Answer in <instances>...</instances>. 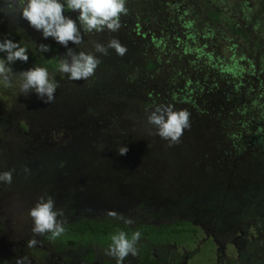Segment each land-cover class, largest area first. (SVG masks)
<instances>
[{
  "label": "trees",
  "instance_id": "16d2710c",
  "mask_svg": "<svg viewBox=\"0 0 264 264\" xmlns=\"http://www.w3.org/2000/svg\"><path fill=\"white\" fill-rule=\"evenodd\" d=\"M10 4L11 0H0V38L6 36L28 48V60H17L12 69L19 72L44 66L58 82L49 104L34 93L19 95L15 87H0V158L12 159L17 167L11 169L12 175L18 173L11 184L16 187L18 181L34 194L31 201H24L27 211L39 199L51 197L61 213L57 219L65 227L61 236L65 239L61 241L70 240L73 246L93 237L105 243L119 230L154 237L156 234L148 231L171 227V232L180 233L196 223L214 227V233L219 232L217 240L226 239L236 247L252 237V247L244 251L248 252L246 259H251L254 251L260 256L264 253V0L260 5L247 0H126L128 12L121 15L118 31L82 32L79 45L68 43L76 51L90 52L94 51V42L106 44L115 37L126 47L122 56L112 49L106 55L94 53L100 63L87 80H70L59 72L55 65L65 48L50 37L43 39L39 31L20 19L18 10L10 9ZM64 14L72 19L76 16L70 10ZM39 43L48 44L49 52L39 53ZM156 104H172L190 113V127L175 143L180 153L156 140L154 129L146 122L148 110ZM71 112L74 123L67 120ZM35 113L45 115L48 122L53 113L52 117L61 121L39 124ZM87 119L107 128L81 142V133L73 128ZM131 119V124L126 122ZM29 127L42 142L29 144L25 135ZM43 132L65 140L45 144ZM9 135L13 136V146L8 144ZM122 145L127 152L118 155ZM174 158L186 169L202 164L208 181L191 185L178 197L179 191L171 196L161 193L158 197H170L169 201L155 202L152 189L144 193L143 187L135 196L138 191L130 192L129 187L126 192L117 191L119 182L111 178L114 173H122L125 176L120 185L129 186L132 180L128 173L137 168L151 179L157 171L162 176H177L183 167L179 162L174 164ZM141 159L150 164L145 167ZM114 160L131 161L132 167L114 164ZM72 164L79 178H67L65 174L62 179ZM94 174L102 181L96 189L114 213H128L131 208L155 216V223L158 213L151 214V209L160 206L167 211L162 212L160 221L171 223L152 228L154 225L142 223L145 219L141 217L140 224L133 218V224L125 225L118 215H108L109 210L88 207L87 188L92 187L88 181L98 179L91 177ZM17 190L20 192L21 187ZM91 209L94 212L88 214ZM180 215L183 217H177ZM47 238L45 233L43 239ZM210 247L215 250L217 246L211 242Z\"/></svg>",
  "mask_w": 264,
  "mask_h": 264
},
{
  "label": "clouds",
  "instance_id": "9594fccd",
  "mask_svg": "<svg viewBox=\"0 0 264 264\" xmlns=\"http://www.w3.org/2000/svg\"><path fill=\"white\" fill-rule=\"evenodd\" d=\"M10 9L18 10L20 19L27 22L32 29L39 31L43 39L52 40L65 48L64 54L56 62V69L67 74L70 80H87L91 77L100 63L99 56L94 53L106 55L108 49L114 50L117 55L122 56L126 47L113 37L106 44L93 43L94 51H76L68 47L71 42L74 46L82 42V32H116L121 27L120 17L126 15L128 9L126 0H11ZM76 13L75 19L65 15L66 11ZM39 53H47L50 48L46 43L36 46ZM17 60L26 62L28 60L27 45L13 41L6 36L0 38V87H15L19 95L34 93L38 99L49 104L54 99L58 82L50 74L48 68L35 65L14 72L11 65ZM190 113L187 109H175L172 104H156L148 110L146 116L147 124L154 129V134L168 142L171 146L179 141L185 130L190 127ZM127 147L122 145L117 154L124 155ZM25 172L29 170L24 169ZM12 170L0 172V182L11 183ZM61 213L54 207L51 197L39 199L33 207L28 210L31 218L34 234L26 244L33 248L38 241L35 235H49L50 240L62 236L65 231L64 224L57 219ZM110 216H117L109 212ZM125 225L134 223L131 217H118ZM141 236L139 231H133L130 235L119 230L110 236L105 254L115 259V264H123L128 255L137 254V242ZM15 264H28L26 257L15 258Z\"/></svg>",
  "mask_w": 264,
  "mask_h": 264
},
{
  "label": "flooded vegetation",
  "instance_id": "af4514ba",
  "mask_svg": "<svg viewBox=\"0 0 264 264\" xmlns=\"http://www.w3.org/2000/svg\"><path fill=\"white\" fill-rule=\"evenodd\" d=\"M25 135L30 139L29 144H35V140H37L38 143L42 142L41 137L36 135L30 127ZM43 136H46V140H44L45 144H60L61 142V137H57L56 139L51 137L50 134L46 135L45 132H43ZM11 160L12 159L9 158H0V172L17 168L12 165ZM1 161L3 162L1 163ZM17 174L16 171L15 174L12 175V178L17 177L15 176ZM14 180L16 181L17 179H12L11 182ZM16 185L15 187V184L0 182V264H15V258L20 256L26 257L28 264H115V259L105 254V250L110 243V238H107L105 243H102L99 237L96 238L97 240L86 238L85 243L68 246L66 242H62L61 240L54 243L49 238L43 239V236L38 235L35 237L38 241L37 245L33 248L27 247L26 242L30 238H33V236L31 231L32 222L28 216L27 209L24 207V201H31L34 194L30 193L29 189L27 192L26 186L24 188V185L19 184L18 181ZM18 186L21 187L20 192L17 190ZM13 191H15L14 195ZM7 192L9 195L5 196L4 193ZM97 210L100 209L97 208ZM151 210V214L156 215V213H158V217L156 218L158 221L155 220L154 223L152 217L155 216H145L139 212L141 217L145 219L142 223L146 224L148 222L147 224L149 227L154 225L152 228H159V225L165 223V221H160L164 216L162 212L167 213V211L160 209V206ZM92 212L94 211L91 209L88 214ZM109 212H111V210H109ZM22 213L25 215L20 216ZM116 214L118 217L131 216L128 213L120 211ZM16 215H18V217ZM76 215L77 217L80 216L77 213ZM165 215L167 216V214ZM133 218L134 217H132V219ZM140 222L141 221H139L138 224H140ZM193 225H196V223H193ZM197 225V228L192 226V235H187V241L189 240V246L191 245L193 247H191V249L195 251L194 253L191 252V254L188 255V253H185L187 251L185 249H183L184 253H181L180 248L177 249L181 245L161 241L158 243V240L166 239L176 233L173 231L171 232V227L169 230L157 229L155 231H148L150 234H156L154 237L150 235L148 237L140 236L137 242V254L135 256H126L123 260V264H184V260L189 259L186 255L194 257L199 253H201L202 256L200 259L204 257L203 260L207 262H209L213 256V261H215L213 264H222V259L225 261L223 264H264V253L260 256L257 254L258 252L254 251V253H250L251 259L245 258L248 252L245 253L244 251L252 247L251 236V240H244L239 244V247H236L238 246L236 243L231 242L233 245H229L226 239L217 240L216 235H218L219 232L214 233V227H208L205 224ZM199 230L202 231L204 235L203 238L198 241L195 234ZM211 242L214 246H217L215 250L211 249ZM227 250H232L231 254L233 253L235 256H226ZM243 260H245V262Z\"/></svg>",
  "mask_w": 264,
  "mask_h": 264
},
{
  "label": "rangeland",
  "instance_id": "374dc122",
  "mask_svg": "<svg viewBox=\"0 0 264 264\" xmlns=\"http://www.w3.org/2000/svg\"><path fill=\"white\" fill-rule=\"evenodd\" d=\"M243 1H246V0H243ZM247 1L250 4H252V2H254V4H256V5H260V3H261V0H247ZM241 4H242V2H241ZM239 7H240V5H239ZM13 71L15 72L16 70H13ZM72 112L70 114H68V116H67L68 119L67 120L68 121H72L74 123V121L76 120V118L74 116H72ZM82 114L83 113L79 111L80 117H83ZM52 116H53V113L50 114V118L51 119H49V122H48L47 121V117L45 115H43V114H36V113L34 114V117H36V120L39 122V124H46V126H48V125H54L55 123H58V122L61 121V120H56L57 118L56 117H52ZM87 120L81 121L79 125H76V127L73 128L75 131L81 133V134H79L80 135L79 138L81 139V142H83L84 139L85 140L86 139L89 140V137L95 135L97 133V131L100 132V131H102V129L107 128V125L106 124L105 125H96L97 124V121L92 122V121H89V120L87 121ZM132 120L133 119H131V121L128 120L126 122L131 124ZM108 132H110V131H108ZM108 132H105V135H108L107 134ZM74 135H76V134H73V136ZM60 137H61V140H65V138L63 136H60ZM181 137H183V135H181ZM77 138L78 137L76 136L74 139H77ZM68 139H70V136L68 137ZM158 139L160 141H163V142L168 143L167 141L161 139L159 136H157L156 140H158ZM7 141H8V144L10 146H13L14 145L12 143L13 142V136L12 135H9L8 136ZM117 143H115V144H117ZM3 144H6V143H3ZM165 145H166V148L168 150L174 152L175 154L181 152L179 150V148H177L175 146V144H172L171 146L169 144H165ZM130 146H134V145L133 144H130ZM130 149L131 150H134L135 147H133V149L132 148H130ZM154 152L155 153H158V150L157 151L155 150ZM136 154H138L137 151H136ZM114 161H115L114 164H117V162H118V163H122L124 165H130L132 167L131 161H129V164L128 163H123L122 161H117V160H114ZM137 161H138V159H137ZM174 161H175L174 164H177L179 162L176 158H174ZM2 162L3 161H1V163ZM146 163H147L146 160H144V159H141L140 160V164L145 165ZM181 163H183V162L181 161ZM147 164H150V163H147ZM178 164L183 167V170L182 169H179V171H177V176L176 175H173L172 176L170 173H167L166 175H163L162 176L161 173L157 171L156 173H153V175H151L152 176V179H151L150 177H147L148 175H145L144 174L142 168L141 169L137 168L136 169V172L134 171L132 173L131 172L128 173V175H129L128 178H130V176H131V180H132V183L129 186H128V184L126 185L125 183H123V186L120 185V181L125 176L122 173H116V174L114 173V175H111V178H114V180H117L119 182V184L117 185V191H120L121 190V191L126 192V188L129 187L130 188V192H134L135 189L138 191L136 194H134L135 196L136 195H139L143 191V190H140V189H143V187H144V193H145V190H151L152 189L151 195L155 194V195H153V198H154L153 200L155 202H158V199H161V198H159L161 193H163V195L171 196L172 194H174V193H176V192L179 191V195H177V197H178V196H180V194L182 193L183 190H185L186 188L190 187L191 185L194 186L197 182L208 181V178L202 172V169H203L202 167H204V166H202V164H198L199 166L196 165L197 167L195 166L194 169H188V168L186 169L185 167H187V166L185 164H180V162ZM117 165H119V164H117ZM146 165H145V167H146ZM113 168H114V166H113ZM65 174H66L67 178H79L77 168H76V166H74V164H72L70 166V169H68L65 172H63L62 179L65 177ZM68 175H71V176L68 177ZM91 177H93V178L94 177H97L98 178V176L96 174L92 175ZM152 181L154 182L153 185L151 184ZM142 182L146 183V185L143 186L142 185ZM101 184H102V181H100L99 178L96 181H93V182L88 181V185H92V187H89L88 186V188H87V194H89V198L86 196L87 203L92 204V205H89L88 204V207L98 206L97 208H99L102 211L103 210L104 211L111 210L113 212L112 207H109V206H112V205H109L108 203L107 204H104L103 200H105V199L102 196L103 194L99 193V191L96 189V186L98 188H100ZM169 184L170 185L171 184L173 185L171 187L170 192L167 191L170 188V185ZM158 185H159V189H157ZM160 187H161V190H160ZM172 188H174V189H172ZM164 197L165 196H162V199H167V201H169L170 197H167V198H164ZM109 200L112 201L111 199H109ZM162 201H164V200H162ZM164 205H166V204H164ZM164 209H166V208H164ZM127 212H128V214L131 212L130 215L132 217H134V219H138V221L140 220L141 215H140V213H139L138 210L128 208V211ZM168 216L165 219H169ZM177 217L182 218L183 216L180 215V216H177ZM186 217H185V219H186ZM165 223L167 225H169L171 223V221L170 220L168 222L165 221ZM175 227H172V229L176 230ZM194 227L197 228L198 225L196 224V225H194ZM191 231H192V227L191 226H187L186 227V230H183L180 233L179 232H175L176 234H172V236L169 235L170 237L167 236L168 238H166V239L158 240V243L161 241V242H167V243H170V244L181 245L177 249L180 248L181 253H184L183 249H185V250H187L185 253L186 254L188 253V255H189V254H191V252L194 253L195 251L193 249H191V247H192L191 245L189 246V243L190 242H189V240L187 241L188 236L187 235H184L183 233L191 234ZM195 235L197 237V240L199 241L201 238H203L204 233L199 230ZM32 236H34L33 233H32ZM37 236L38 235H35V237H37ZM61 239H65V238H62L60 236V237L56 238V240H55L56 242L55 243H57ZM95 239L96 238L93 237L92 240H95ZM68 241H70V240H67V241H64V242H66L67 245H71L70 243H68ZM77 242H78V240L75 241V243H77ZM82 243H85V241H82ZM71 246H73V245H71ZM231 251L232 250H227L225 255L226 256H233L234 257L235 254H233V253L231 254ZM188 255H186V257L189 258V259L184 260V264H213L215 262V261H213V256L211 257V260H209V262H207L206 260H203L204 257H203V259H200V257H202L201 256V253L196 254V256H194V257H189ZM192 258H193V260H192ZM223 263H225V261L222 259V264Z\"/></svg>",
  "mask_w": 264,
  "mask_h": 264
}]
</instances>
